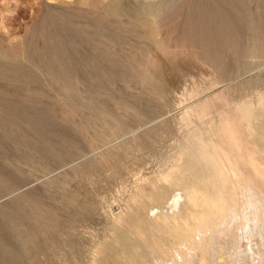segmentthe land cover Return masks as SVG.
Here are the masks:
<instances>
[{"label":"rangeland","instance_id":"rangeland-1","mask_svg":"<svg viewBox=\"0 0 264 264\" xmlns=\"http://www.w3.org/2000/svg\"><path fill=\"white\" fill-rule=\"evenodd\" d=\"M16 3L0 0V264H174L198 173L164 177L195 140L227 142L231 116L226 156L264 193V135L239 113L264 107V0Z\"/></svg>","mask_w":264,"mask_h":264},{"label":"bare ground","instance_id":"bare-ground-1","mask_svg":"<svg viewBox=\"0 0 264 264\" xmlns=\"http://www.w3.org/2000/svg\"><path fill=\"white\" fill-rule=\"evenodd\" d=\"M19 1L17 0V3ZM17 3L9 9V14H14L18 10ZM121 8L127 12V15L137 20L143 19L138 12L133 13V10L125 6ZM239 113L246 123L248 134L252 137H263L264 107L255 112L249 107L242 106ZM230 118L222 126L227 147L223 142H213L210 147L204 139L199 138L195 140L194 152H189L193 155L189 154L187 159H182L184 162H180L171 173L164 177L165 183H173L182 178L180 176L185 169L198 173V178L186 191L183 201L176 200L179 209L188 207L186 216L183 214L184 211L182 212L183 224L174 227L177 214L158 215L155 221V224L160 227L174 222L173 233L181 246L179 249L175 247L178 250H176L177 254L172 256L174 264H264V193L258 185L250 181V178L247 177L245 181H241L242 173L239 169L237 170L238 165L235 166L233 163L236 161L238 164L235 160L238 156H235V159L232 157L235 160H232L233 162L228 158L229 156H226L228 150H233L234 153L237 148L240 150L242 147H238L235 137L240 132L232 133L236 131L239 123L235 127V124L230 122L235 128L230 126ZM231 127L233 131L230 130ZM256 150L249 152L251 154L248 153L250 155L248 160L251 169L257 173V177L262 178L263 181H260L264 184V162H260L255 157L257 153L254 152H258ZM240 159L242 160L243 157ZM122 219L123 216H120V220Z\"/></svg>","mask_w":264,"mask_h":264}]
</instances>
